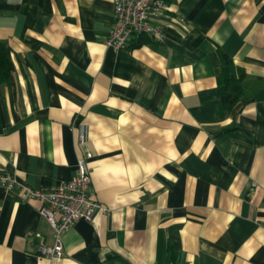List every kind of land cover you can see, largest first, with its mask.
Instances as JSON below:
<instances>
[{"label": "crops", "instance_id": "1", "mask_svg": "<svg viewBox=\"0 0 264 264\" xmlns=\"http://www.w3.org/2000/svg\"><path fill=\"white\" fill-rule=\"evenodd\" d=\"M165 1L162 42L114 48L113 0H0V174L51 190L88 150L105 208L52 260L40 201L0 186V264H264V0ZM218 50L245 72L230 109Z\"/></svg>", "mask_w": 264, "mask_h": 264}, {"label": "built area", "instance_id": "2", "mask_svg": "<svg viewBox=\"0 0 264 264\" xmlns=\"http://www.w3.org/2000/svg\"><path fill=\"white\" fill-rule=\"evenodd\" d=\"M167 10L165 0H113L114 22L105 45L119 48L141 37L151 42H162L167 30L158 19L165 16ZM86 136V128L81 126L79 144H85ZM90 154L86 150L78 157L74 176L51 190L36 189L12 175L0 174L1 187L12 190L19 198L36 199L41 203L39 212L52 230L54 243L39 244L35 251L40 257L59 260L63 252V234L77 221L90 222L97 210H105L90 193Z\"/></svg>", "mask_w": 264, "mask_h": 264}, {"label": "trees", "instance_id": "3", "mask_svg": "<svg viewBox=\"0 0 264 264\" xmlns=\"http://www.w3.org/2000/svg\"><path fill=\"white\" fill-rule=\"evenodd\" d=\"M218 53L220 57V71L217 76L218 92L222 108L230 109L242 96L245 72L224 51L218 50ZM10 72L11 63L0 42V84L9 80Z\"/></svg>", "mask_w": 264, "mask_h": 264}]
</instances>
